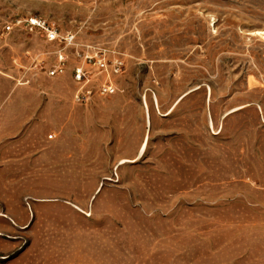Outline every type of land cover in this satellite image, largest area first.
Returning <instances> with one entry per match:
<instances>
[{"label":"rangeland","instance_id":"1","mask_svg":"<svg viewBox=\"0 0 264 264\" xmlns=\"http://www.w3.org/2000/svg\"><path fill=\"white\" fill-rule=\"evenodd\" d=\"M0 111V264H264V0H0Z\"/></svg>","mask_w":264,"mask_h":264},{"label":"built area","instance_id":"2","mask_svg":"<svg viewBox=\"0 0 264 264\" xmlns=\"http://www.w3.org/2000/svg\"><path fill=\"white\" fill-rule=\"evenodd\" d=\"M20 23H24L26 29L30 31H38L40 34L44 35L49 42H54L59 45V49L56 51L57 65L48 70L49 75H58L72 55L78 60V63L72 70L73 80L78 86L74 94V98L77 102L84 103L91 97L85 91V86L90 80L87 69L88 64H98L104 72L105 77L101 81L98 89L100 94L107 95L116 90V85L111 76L119 73L121 70L122 62L119 58L115 60L110 70L107 64L102 61V58L97 60L91 55L88 48H79L85 47L86 44L78 43L75 39V35L71 31H62L55 22L39 16H30L24 21L18 20V24ZM9 28L10 26H8V29ZM86 47H90V45H86Z\"/></svg>","mask_w":264,"mask_h":264},{"label":"crops","instance_id":"3","mask_svg":"<svg viewBox=\"0 0 264 264\" xmlns=\"http://www.w3.org/2000/svg\"><path fill=\"white\" fill-rule=\"evenodd\" d=\"M66 71H61L59 73V75H64ZM72 72V71H71ZM6 109V107H5ZM1 112V111H0ZM25 114V115H24ZM168 114V112L166 113ZM170 114V113H169ZM3 119V118H2ZM22 120L25 121V123L29 120V113L26 110L25 112H23V116H22ZM143 144V143H142ZM141 148V147H140ZM130 160V159H128ZM98 191H100V188L98 189ZM97 191V193H98ZM80 209V208H79ZM11 221H13L14 223H16V221H14V219L11 218ZM35 248L32 249H27L25 252L21 253L18 257L14 258L13 260H11L9 263L7 264H39L38 263V259L37 256L34 254V250Z\"/></svg>","mask_w":264,"mask_h":264}]
</instances>
